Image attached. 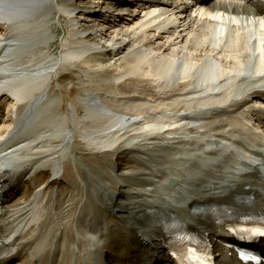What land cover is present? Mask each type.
<instances>
[{"label": "bare ground", "instance_id": "6f19581e", "mask_svg": "<svg viewBox=\"0 0 264 264\" xmlns=\"http://www.w3.org/2000/svg\"><path fill=\"white\" fill-rule=\"evenodd\" d=\"M86 1L0 0V96L6 100L7 110L15 105L17 111L16 117L9 112V118L0 120V184L4 190L0 196V264H15V260L22 264H71L72 250L76 252L72 264H92L89 254H93V264H106L103 260L108 251L115 255L110 264H146L134 249L140 246L139 233L156 237L162 248L168 245L160 223L148 216V208L174 213L194 228H204L212 240L223 237L192 214L196 204L244 206L246 196L253 195L256 209L264 216V3L204 0L207 6H203L191 5L194 0H119L130 13L110 25L94 18L97 12H110L108 0H92L96 6L88 8V14L79 6ZM54 10L69 20V37L57 56L42 50L52 39L46 19ZM83 22H93L92 35L98 40L86 37ZM39 23L42 33L35 28ZM95 51L99 53L93 54ZM92 55L100 57L96 58V74L90 77L94 92L83 98L87 115L80 130L90 145L109 150L138 130L148 135V140L175 136L176 145L191 144L193 150L184 147L178 164L171 165L158 149L156 161L149 163L154 172V181L145 183L149 190L128 196L125 189L119 196L110 195V208L121 219L116 225L108 221L111 229L92 227L91 234H86L79 226L86 225L81 218H76L78 223L72 228L53 218L52 229L33 248L37 251L49 243L46 256L24 262L27 253L21 241H31L35 223L36 228L44 223L40 209L45 203L39 198L47 186L17 210L11 204L14 195L10 191H19L24 187L22 180L33 177L57 155L58 150L44 139L64 132L67 144L75 137L66 121L54 132L38 128L43 124L42 115L34 116V109L47 98V86L59 76L61 66L92 68ZM129 76L149 87L136 85L138 88L128 92L133 100L126 103L127 96L118 86ZM108 88H114L122 103L116 101L118 95L108 100ZM38 91H43L39 97ZM148 94L151 99L140 96ZM141 137H131L128 146H135ZM175 165H185L184 173ZM62 167L61 163L52 170L58 178L64 176ZM171 179L176 180L172 187H177L165 186ZM152 188H159V194L150 193ZM57 205L54 202L52 209ZM72 233L76 236L69 243ZM218 262L240 264L223 247Z\"/></svg>", "mask_w": 264, "mask_h": 264}, {"label": "rangeland", "instance_id": "374dc122", "mask_svg": "<svg viewBox=\"0 0 264 264\" xmlns=\"http://www.w3.org/2000/svg\"><path fill=\"white\" fill-rule=\"evenodd\" d=\"M114 2H112V0H108V5L111 6V4H113ZM85 3L86 4L78 5L86 7V9H88L89 7L95 8L96 6V4L95 6L92 5L94 4L92 3V0H87ZM88 13L90 12H87V14ZM93 22L83 23L84 25H86L89 23L92 24ZM99 22L101 21H98V23ZM46 23L49 25L50 35L52 36V39L49 41V43H47L46 46L42 47V50H46V52H44L45 54L49 53L57 56L62 50L64 41L69 37L68 16L60 14L58 10H54V12L46 19ZM79 23L82 24V21H79ZM41 25V23H39V25L35 24V28L39 27V32L42 33L44 29ZM93 27L94 25L85 26V30L88 33L86 37L92 41H95L98 40V38L95 35H92L94 34V30H92ZM97 53H99V51ZM96 58L97 57H94L93 55L89 57L93 65V69L87 68L86 70H82L81 68L72 67L68 63L61 66L59 76L53 77L54 80L47 86V89H49V92H47L48 94H46L47 98L39 104L37 109H34V116L39 115L41 118L42 115L43 124L38 128H41V130L46 129L47 131L49 130V132H54L57 128H59L61 123H64L66 121L68 129L75 130V137L73 138V140L70 139L69 143L67 144L65 143L66 141L62 138L63 136H65L64 132H61L57 135L55 134V136H52L49 139H44L43 141L46 144H50L55 147V151L58 150L57 155H54L53 158L49 160L44 167L39 169L34 174L35 176L33 175V177L29 179L22 180L21 187H24L20 188L19 191L16 189L10 191V193L14 195V199L11 202L14 210H17L19 207H22L24 206V204L28 203L29 200H32L37 191H42V188L38 189L40 186H47L44 191L45 193L47 192L46 197L49 196L46 199H42V196L39 198L42 204L45 203L43 208L40 209V213L45 214L43 225H40L36 228L35 223V228L34 226L32 228V233H35L34 238H32V240L29 242L21 241L22 249L24 253H27V256L23 259L24 262H26L28 259L31 262V260L36 256H46L47 251L51 247L49 243L42 249H37V251H33V248H35L40 239L44 238L52 229L53 218H55L54 221L56 222H58V220L64 222L65 226L68 228H72L74 224L78 223L76 218L78 220L81 218L82 221H86V225L83 226L82 223H79V226L86 232V234H91L92 227L96 229H111V225H116L117 223L121 222V219L118 218V215L115 218V221H111L109 219L103 220L96 215L90 217V215L93 214L92 212H95V206L97 208L96 213L99 212L100 208H103V205L100 203H106L110 208L112 206L109 202L110 195L115 194L116 196H119L120 193L125 192V189H127V192L125 193L128 196H132L134 191L138 192L139 190H149L150 187L146 186L145 183L150 179L154 181V172L149 163L150 161H156V155L159 154V152L157 151L158 149L162 150L160 151V153L165 154L164 160L168 161L171 165L178 164L184 153V147H186L190 151L193 150V145L191 144H188L186 146L176 145L174 143L175 136L169 135L170 138L159 139V137L155 135L156 138L148 140L149 136L144 133L143 135H141L140 131L138 130H132L131 132H129L125 136V138H123L124 140H121L116 147L109 150H101L93 146V144L90 145L88 140L85 138V134H83L80 130H82V127L85 125L84 118L85 115H87L85 108L87 105L86 103H83V98L87 97L88 94L94 92V87L92 85L90 77L96 74L94 71V69L97 68ZM37 59H41V55L39 52ZM23 62L30 64L28 59H23ZM79 64L82 65L84 63L79 62ZM136 81L137 78L129 76L123 84H120L118 86L119 92L122 95L126 94L127 96V98H124L123 102L128 103L129 101L133 100V97L131 96L133 94L128 93L131 92V89L138 87H149V85H147L146 83L145 84L147 86L144 83L137 84ZM107 91L109 92L108 100L113 101V96L118 95L116 101L118 103H122V101H120L121 96L115 92L114 88H108ZM148 92L150 93V90ZM42 93L43 91H38L36 92V96L39 97ZM140 96L145 97L146 99H151L150 97L152 95L148 94ZM5 102L6 100L2 99L0 104H5ZM128 110H130V108H127V112H129ZM13 115L17 116V111L13 112ZM190 127L191 129H193L194 125H190ZM134 131H136V134L134 133ZM118 134L119 133H117L116 135ZM135 135L145 137L146 139L141 137L140 142L137 143L138 145L136 144L131 148L130 146H128V143L131 137ZM142 141L144 142L141 143ZM212 145L214 147L216 146L214 144V141L212 142ZM138 153L140 154V159L138 158ZM235 160H233L231 164ZM61 163L63 164V167L61 168V173H64V176L62 174V176L64 177H62L63 181L59 179L57 181H54L53 184L51 177L48 176L50 172L49 170L54 171L55 167L57 165H60ZM175 166L180 174L184 173L186 169L185 165ZM37 175L40 176L37 177ZM157 181L158 180H156L155 183H157ZM84 184H86V187L84 186ZM165 186L170 188L177 187V185L174 187L169 186L168 180L165 181ZM106 189H109L111 193ZM150 190V193H152L154 190L155 194H159L160 191L159 188H152ZM18 192H20V194H18ZM55 192L57 193L54 194ZM97 192L98 195L96 196V198H94L93 194ZM54 202L58 203L55 210L52 209V205ZM120 202L125 203L123 199H121ZM108 207H106L105 210H108ZM108 221L112 224L107 225ZM90 224H95V226ZM30 236L31 234H29V236L25 240H28ZM75 236L76 235L72 233L67 239V242L70 243L75 239ZM78 241L80 242L79 239ZM86 248L90 247L88 246ZM26 250L30 251L28 252ZM75 254L76 252H73L72 250L70 260L71 264L73 263ZM91 260L93 264V257ZM21 261L19 262L18 260H15V264H22Z\"/></svg>", "mask_w": 264, "mask_h": 264}, {"label": "snow or ice", "instance_id": "6c2138e0", "mask_svg": "<svg viewBox=\"0 0 264 264\" xmlns=\"http://www.w3.org/2000/svg\"><path fill=\"white\" fill-rule=\"evenodd\" d=\"M242 257L244 258V259H248L249 257H247V256H243V254H242Z\"/></svg>", "mask_w": 264, "mask_h": 264}]
</instances>
